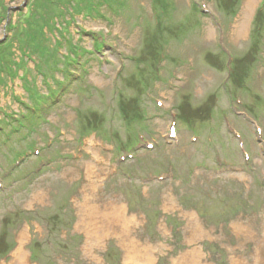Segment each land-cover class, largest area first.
Wrapping results in <instances>:
<instances>
[{
    "label": "rangeland",
    "instance_id": "obj_1",
    "mask_svg": "<svg viewBox=\"0 0 264 264\" xmlns=\"http://www.w3.org/2000/svg\"><path fill=\"white\" fill-rule=\"evenodd\" d=\"M29 2L0 0L13 59L33 22L50 50L0 55V264H264V0H119L65 27L25 23Z\"/></svg>",
    "mask_w": 264,
    "mask_h": 264
},
{
    "label": "trees",
    "instance_id": "obj_2",
    "mask_svg": "<svg viewBox=\"0 0 264 264\" xmlns=\"http://www.w3.org/2000/svg\"><path fill=\"white\" fill-rule=\"evenodd\" d=\"M44 2H42V0H30L29 2V5L26 6V8L29 10L28 13L24 14H19V17H23V20L25 21V23H28V22H31V20H33L34 17V13H38V15L40 16H43V13H45L47 15V21L45 22V26L46 25H55V22L56 21H60L63 26L65 27V25H69L68 21H67V17L70 18V21H72V15L71 13L72 12H75L76 15H85L86 17L88 16H99V11H100V7L102 8L103 6H108L109 8L111 7H114V6H121L122 3L118 2L119 0H75V2H73L72 4L70 3H67V5H70V11L69 13L67 14L66 11L64 10L65 9V0H64V3H61V0H44ZM54 7V6H57V13H58V18L57 17H54L53 19L50 18V13L49 11L51 10V7ZM5 10V13L2 14V16L0 17L1 20H5V17H6V11H7V8L4 9ZM42 11L43 13L40 14L38 11ZM57 24L59 25V23L57 22ZM16 25V24H14ZM13 25V26H14ZM33 25H34V28L32 29V32L35 34L34 36L31 37V40H29V37H28V41H27V44H26V48L23 47V50H22V47L19 51L20 53V56H22V58H20V61L19 63L15 61V59H13V52L11 50L12 48V44L9 42H7L5 45H1L0 44V55H5V53L10 56V61L12 63H14L15 65H17L16 67H23V64L24 61L23 60V53H26L28 51V55H24L27 59V61L29 60H32V56H43L45 53H47L49 50V47H45L44 45L45 44V41H46V33L47 32H44L43 30H39L37 28V26L35 25V22H33ZM13 26H10V28H12ZM60 26V25H59ZM61 30H63V28L60 27V29H55L56 32H60ZM26 42V39L24 40V43ZM56 45H59V43H57ZM53 56L51 55L50 58H52ZM65 58V57H64ZM41 59V57H40ZM34 61V60H33ZM65 61V60H64ZM35 62V69H37V72H39V66H38V63L36 61ZM6 69L7 68H1V72H6ZM64 71H65V68H64ZM42 73V71H40ZM66 75H63L65 76L64 79L66 78V80H69V70H66ZM71 77V76H70ZM23 78V76L21 77V79ZM54 79V78H53ZM29 82V81H27ZM27 84V83H26ZM58 84L60 85L59 88H61L62 86V82H58L56 81V88L58 86ZM64 85V84H63ZM54 86V87H55ZM63 87V86H62ZM53 90H51V96H49V98L45 101H50L56 94V89L52 88ZM49 102H47L45 105H48ZM25 109H32L31 110V113H30V116L31 117L33 115V117H37V119L41 116H39V112L41 110V105L38 104L37 106H34V108H29V107H25ZM34 114H36V116H34ZM23 118H25L24 115H22ZM32 118V117H31Z\"/></svg>",
    "mask_w": 264,
    "mask_h": 264
},
{
    "label": "bare ground",
    "instance_id": "obj_3",
    "mask_svg": "<svg viewBox=\"0 0 264 264\" xmlns=\"http://www.w3.org/2000/svg\"><path fill=\"white\" fill-rule=\"evenodd\" d=\"M112 209V216L115 218V219H112V220H116V219H118V216L120 215H123V212H121V210H120V208L119 207H117V208H111ZM193 224V223H192ZM192 229L194 230V232L195 233H197V232H199L200 231V228L197 226V225H194V226H192ZM247 229V228H246ZM249 229V228H248ZM15 252H18V251H15ZM23 252V251H22ZM18 255L19 256H17L18 257V259H19V263H23V255H21L20 253H18ZM17 259V260H18ZM25 264V263H24Z\"/></svg>",
    "mask_w": 264,
    "mask_h": 264
}]
</instances>
